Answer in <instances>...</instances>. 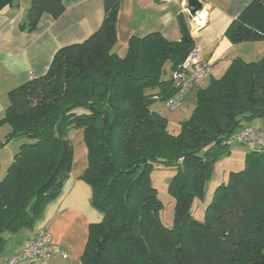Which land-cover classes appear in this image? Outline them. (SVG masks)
Returning <instances> with one entry per match:
<instances>
[{
    "label": "trees",
    "instance_id": "obj_1",
    "mask_svg": "<svg viewBox=\"0 0 264 264\" xmlns=\"http://www.w3.org/2000/svg\"><path fill=\"white\" fill-rule=\"evenodd\" d=\"M16 1L0 0V12ZM103 2L106 16L94 34L60 49L45 76L9 93L0 130H10L0 135V149L19 137L29 142L0 180V255L61 196L72 168L68 135L82 129L88 167L81 179L103 220L90 226L81 264H264V148L247 153L244 169L216 189L203 221L194 217L217 161L230 153L229 137L264 121V56L234 60L199 90L191 117L173 135L153 105L176 93L172 75L194 49L192 40L134 37L120 57L121 0ZM64 12L63 0H31L27 29L35 32L45 14L58 19ZM225 36L233 45L264 41V0H253ZM155 165L177 169L169 185L171 227L151 182Z\"/></svg>",
    "mask_w": 264,
    "mask_h": 264
},
{
    "label": "crops",
    "instance_id": "obj_2",
    "mask_svg": "<svg viewBox=\"0 0 264 264\" xmlns=\"http://www.w3.org/2000/svg\"><path fill=\"white\" fill-rule=\"evenodd\" d=\"M199 1L203 11L189 23V34L209 70L186 96L192 99L197 97L194 89L207 88L213 79L226 73L234 60L256 62L264 56V41L233 45L225 36L232 22L253 0ZM63 4V15L54 19L45 14L35 32L27 29L31 0H17L0 12V120L9 106L10 92L45 76L60 49L86 41L101 27L106 16L103 0H63ZM187 8V0H121L115 52L125 57L132 38L154 33L170 42L181 41L183 32L178 17L187 14ZM3 129L10 130L3 126L1 139ZM68 138L73 150L72 168L61 196L47 206L34 230L9 240L15 244L0 257V264L19 253L23 244L40 230H47L54 244L68 255L67 258L55 255L49 264H81L90 226L101 223L103 216L93 206L91 185L81 179L88 167L84 131L72 130Z\"/></svg>",
    "mask_w": 264,
    "mask_h": 264
},
{
    "label": "rangeland",
    "instance_id": "obj_3",
    "mask_svg": "<svg viewBox=\"0 0 264 264\" xmlns=\"http://www.w3.org/2000/svg\"><path fill=\"white\" fill-rule=\"evenodd\" d=\"M246 62L251 61L250 59H247ZM167 69L169 70L168 66ZM170 77V72L164 75L165 80H170ZM195 92L198 95L199 89H194V93ZM190 97L185 98L180 108L176 111H170L168 108H166L164 103L162 104L161 101H157L153 105L154 109L159 111L161 115L168 120V129L173 135H177L179 133L180 124L188 120L194 111L197 97L193 99ZM248 125L249 127L254 126L256 128H262L264 130V122L260 120L251 121L250 123H248ZM6 132V129L2 130L1 134L3 137L6 135ZM28 142L29 140H27L26 138L19 137L11 141L3 149H0V180L4 179L6 172L13 161V157L19 152L21 145ZM249 146L250 147L241 145L229 146L230 153L221 157L217 161L213 171L212 179L207 186L204 199L198 201L196 204L197 207L195 208L196 211L194 215L196 220L203 221L206 206L213 201L216 189L220 185L228 182L230 173L240 172L244 169L246 154L251 152L252 148H258V146H256L255 144H250ZM176 173V168H165L157 165L152 168L150 173L151 182L153 186L157 189L158 198L162 201L164 205V210L161 213V219L163 223L168 227H171L173 224L175 208V198L169 191V185ZM35 227L33 228V230L35 229ZM23 232H20L18 236H20ZM14 244L15 243L13 240L8 241L0 257H3Z\"/></svg>",
    "mask_w": 264,
    "mask_h": 264
},
{
    "label": "built area",
    "instance_id": "obj_4",
    "mask_svg": "<svg viewBox=\"0 0 264 264\" xmlns=\"http://www.w3.org/2000/svg\"><path fill=\"white\" fill-rule=\"evenodd\" d=\"M209 65L202 62L200 52L194 48L179 70L173 73L172 79L177 87L176 93L163 103L170 111L180 108L182 102L199 80L208 73ZM156 100H160L158 97ZM229 146L255 144L264 148V132L253 128H245L233 133L227 140ZM55 255L67 258L65 251L57 247L52 235L47 230H40L34 238L27 240L19 253L9 258L4 264H22L31 262L35 264H49Z\"/></svg>",
    "mask_w": 264,
    "mask_h": 264
},
{
    "label": "water",
    "instance_id": "obj_5",
    "mask_svg": "<svg viewBox=\"0 0 264 264\" xmlns=\"http://www.w3.org/2000/svg\"><path fill=\"white\" fill-rule=\"evenodd\" d=\"M187 14L178 17V22L183 32L182 41L188 42L191 39L189 34V23L193 22L198 14L203 11V5L199 0H187Z\"/></svg>",
    "mask_w": 264,
    "mask_h": 264
}]
</instances>
